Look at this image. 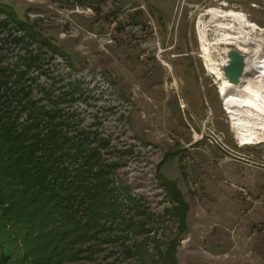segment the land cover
I'll list each match as a JSON object with an SVG mask.
<instances>
[{
  "label": "rangeland",
  "instance_id": "374dc122",
  "mask_svg": "<svg viewBox=\"0 0 264 264\" xmlns=\"http://www.w3.org/2000/svg\"><path fill=\"white\" fill-rule=\"evenodd\" d=\"M1 1L36 21L67 53L68 60L56 54L45 71L31 74L34 96L42 88L76 94L71 103L62 101L65 112L73 124L96 128L108 139L104 156L120 162L118 179L151 212L155 239L176 233V203L155 171L165 152L179 150L159 167L188 207L179 263L264 264V134L238 129L218 94L225 51L236 46L210 47L218 76L198 40L199 26L213 12L215 23L228 22L232 18L224 15L232 8L250 34L245 59L264 64V0ZM210 28L207 38L221 40ZM69 84L76 85L71 90ZM120 249L104 243L86 262L126 264Z\"/></svg>",
  "mask_w": 264,
  "mask_h": 264
},
{
  "label": "trees",
  "instance_id": "16d2710c",
  "mask_svg": "<svg viewBox=\"0 0 264 264\" xmlns=\"http://www.w3.org/2000/svg\"><path fill=\"white\" fill-rule=\"evenodd\" d=\"M36 24L0 0V264H88L104 243L120 246L126 264H180L188 207L159 172L179 150L156 164V178L176 203V233L162 241L151 212L118 179L120 162L104 156L108 139L65 112L62 101L76 94L42 88L34 96L31 74L45 71L56 54L68 60Z\"/></svg>",
  "mask_w": 264,
  "mask_h": 264
},
{
  "label": "bare ground",
  "instance_id": "6f19581e",
  "mask_svg": "<svg viewBox=\"0 0 264 264\" xmlns=\"http://www.w3.org/2000/svg\"><path fill=\"white\" fill-rule=\"evenodd\" d=\"M216 15L217 14L213 12L210 20L204 22L202 26H199L198 40L200 43V50H202L204 58L208 61L207 64L210 71L220 76L219 70L216 69V65L214 62H211L208 56L210 47L220 43L224 45H234L239 51L246 54L248 50L245 45L249 44L247 42H249L248 39L250 34L246 33L242 28V26H244L242 22H245L246 19L240 16L236 10L232 8L228 9V12L224 15H229L230 18H232L228 22L219 21L218 19V22L215 23L216 19L214 17ZM237 23L238 26L235 27ZM210 27H214L212 28V33L222 36L221 40H219L218 37L219 41H210L207 38V32L211 30ZM253 27H256V24H253ZM261 39L263 38L261 37ZM262 53L263 49L261 47L260 50H256L254 56L260 58ZM256 60L258 61V59ZM244 65L243 79L239 83L232 84L225 76L219 79L221 82L218 86V94L226 100V110L228 113L232 112L236 116V120L233 119L231 121L238 129L246 128L259 133L262 131L264 134V64L263 62L254 64L245 59ZM235 89L236 92H234ZM238 95L243 96L241 101H238Z\"/></svg>",
  "mask_w": 264,
  "mask_h": 264
},
{
  "label": "water",
  "instance_id": "95a60500",
  "mask_svg": "<svg viewBox=\"0 0 264 264\" xmlns=\"http://www.w3.org/2000/svg\"><path fill=\"white\" fill-rule=\"evenodd\" d=\"M225 64L222 66L223 75L232 84H237L243 79L245 57L243 52L232 47L225 51ZM247 144H252L247 142Z\"/></svg>",
  "mask_w": 264,
  "mask_h": 264
},
{
  "label": "built area",
  "instance_id": "2783aa9c",
  "mask_svg": "<svg viewBox=\"0 0 264 264\" xmlns=\"http://www.w3.org/2000/svg\"><path fill=\"white\" fill-rule=\"evenodd\" d=\"M240 192L243 193L244 195L247 194L246 190L244 188H239Z\"/></svg>",
  "mask_w": 264,
  "mask_h": 264
}]
</instances>
